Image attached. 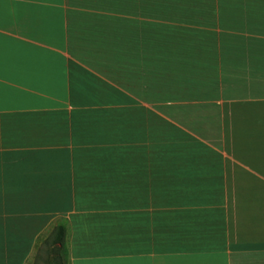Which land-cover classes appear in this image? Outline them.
<instances>
[{
  "label": "crops",
  "instance_id": "crops-1",
  "mask_svg": "<svg viewBox=\"0 0 264 264\" xmlns=\"http://www.w3.org/2000/svg\"><path fill=\"white\" fill-rule=\"evenodd\" d=\"M264 264V0H0V264Z\"/></svg>",
  "mask_w": 264,
  "mask_h": 264
},
{
  "label": "trees",
  "instance_id": "trees-1",
  "mask_svg": "<svg viewBox=\"0 0 264 264\" xmlns=\"http://www.w3.org/2000/svg\"><path fill=\"white\" fill-rule=\"evenodd\" d=\"M31 264H67L65 228L56 226L47 238L36 246Z\"/></svg>",
  "mask_w": 264,
  "mask_h": 264
},
{
  "label": "rangeland",
  "instance_id": "rangeland-1",
  "mask_svg": "<svg viewBox=\"0 0 264 264\" xmlns=\"http://www.w3.org/2000/svg\"><path fill=\"white\" fill-rule=\"evenodd\" d=\"M32 261H33V258H32V260L28 263V264H31L32 263Z\"/></svg>",
  "mask_w": 264,
  "mask_h": 264
}]
</instances>
